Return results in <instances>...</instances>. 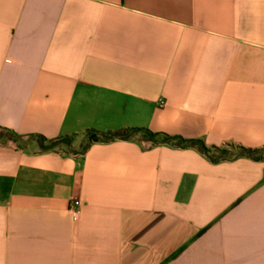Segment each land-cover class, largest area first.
Segmentation results:
<instances>
[{
  "label": "crops",
  "instance_id": "crops-1",
  "mask_svg": "<svg viewBox=\"0 0 264 264\" xmlns=\"http://www.w3.org/2000/svg\"><path fill=\"white\" fill-rule=\"evenodd\" d=\"M127 126L263 146L264 0H0V127ZM0 264H264V160L0 145Z\"/></svg>",
  "mask_w": 264,
  "mask_h": 264
},
{
  "label": "trees",
  "instance_id": "trees-1",
  "mask_svg": "<svg viewBox=\"0 0 264 264\" xmlns=\"http://www.w3.org/2000/svg\"><path fill=\"white\" fill-rule=\"evenodd\" d=\"M23 139L13 130L0 127V145H4L8 137ZM73 136H81L80 146H74ZM28 140L34 143L31 150H58L65 154L83 156L91 144L114 139L136 140L149 142L152 145L168 144L180 148L194 147L203 153L211 162L217 163L232 160L238 157H248L254 160H264V145L260 147H246L243 145L227 144L223 146H208L202 139L184 138L180 135H171L165 132H154L147 127L127 126L118 129L100 130L87 128L81 133L66 134L55 138H48L42 134H30ZM25 148V146L20 145Z\"/></svg>",
  "mask_w": 264,
  "mask_h": 264
},
{
  "label": "rangeland",
  "instance_id": "rangeland-1",
  "mask_svg": "<svg viewBox=\"0 0 264 264\" xmlns=\"http://www.w3.org/2000/svg\"><path fill=\"white\" fill-rule=\"evenodd\" d=\"M81 142H82V137L81 136H73V139H72V143L74 146H80L81 145ZM34 142L33 141H30V140H26V139H15L13 137H8L5 144L6 145H11V146H20V145H23L27 148H31L32 144ZM146 144H149V142H145Z\"/></svg>",
  "mask_w": 264,
  "mask_h": 264
},
{
  "label": "built area",
  "instance_id": "built-area-1",
  "mask_svg": "<svg viewBox=\"0 0 264 264\" xmlns=\"http://www.w3.org/2000/svg\"><path fill=\"white\" fill-rule=\"evenodd\" d=\"M165 104V101L163 99H161L159 101V105L162 106ZM69 210L71 211L72 215L74 216V218H79L80 214H81V209H80V203L78 201H71L70 205H69Z\"/></svg>",
  "mask_w": 264,
  "mask_h": 264
}]
</instances>
